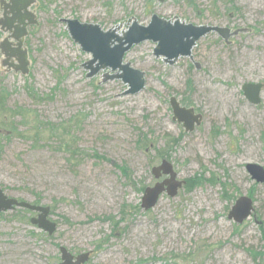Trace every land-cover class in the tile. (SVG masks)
<instances>
[{
	"label": "rangeland",
	"instance_id": "1",
	"mask_svg": "<svg viewBox=\"0 0 264 264\" xmlns=\"http://www.w3.org/2000/svg\"><path fill=\"white\" fill-rule=\"evenodd\" d=\"M30 12L28 74L4 67L0 50V189L49 207L57 230L32 226L36 213L7 212L0 264H61V247L90 252L87 264H264V184L246 170L264 168V89L256 106L242 92L264 84V0H36ZM154 14L247 31L229 44L209 34L193 60L173 66L154 56V43L135 46L125 62L145 73L146 88L134 96L104 82L108 70L86 77L92 56L62 20L108 31L130 19L147 26ZM8 35L0 29V44ZM172 97L202 115L194 132L173 121ZM162 161L185 185L146 212L144 191ZM241 197L255 211L239 225L229 214Z\"/></svg>",
	"mask_w": 264,
	"mask_h": 264
},
{
	"label": "water",
	"instance_id": "2",
	"mask_svg": "<svg viewBox=\"0 0 264 264\" xmlns=\"http://www.w3.org/2000/svg\"><path fill=\"white\" fill-rule=\"evenodd\" d=\"M165 2L167 0H159ZM36 0H1L0 7L3 16L0 19V29L8 33V37L0 44V50L4 55V67H8L22 75L29 72V59L26 51L23 50L24 40L27 36V29L37 25L36 16L30 12V8ZM66 24V30L75 44L80 46L84 53L92 56V59L85 63L82 68L87 72V78L93 79L100 72L108 70L109 73L103 76V81H121L127 86L123 96H134L143 92L146 88L145 73L131 67L125 62L128 52L135 46L145 42L154 43V56L163 58L165 64L173 66L181 58L193 60L192 52L197 43L215 33L227 44L230 39L247 30L232 31L228 28L213 26H194L186 24L179 19L166 20L154 14L147 26L141 25L136 19H130L104 31L99 25L82 23L79 20H62ZM127 25V30L122 27ZM118 32H121L119 34ZM11 41H14L13 44ZM16 61L14 64L12 61ZM264 84H245L242 92L245 98L252 105L261 103V92ZM170 106L173 113V121L183 125L185 132H194L202 124L203 117L196 114L192 108L183 107L172 97ZM246 170L252 180L257 184H264V168L248 164ZM152 175L158 182L153 187L144 191L141 208L148 212L153 210L164 194L174 198L183 188L185 182L178 180L174 167L168 161L152 168ZM163 177L164 180L160 181ZM16 209H25L36 213L37 216L30 219L32 226L44 231L49 236L55 234L57 224L50 220L51 209L49 207L32 205L16 199L8 198L0 189V215L12 212ZM255 211L253 201L248 197H241L232 208L229 219L236 224H243L251 218ZM61 264H87L91 253L87 252L74 256L65 247L59 249Z\"/></svg>",
	"mask_w": 264,
	"mask_h": 264
},
{
	"label": "trees",
	"instance_id": "3",
	"mask_svg": "<svg viewBox=\"0 0 264 264\" xmlns=\"http://www.w3.org/2000/svg\"><path fill=\"white\" fill-rule=\"evenodd\" d=\"M189 84V87H191V83L189 82L188 83ZM184 105H187V104H184ZM4 126H7L6 124H4ZM2 137H4V136H2ZM176 141V140H175ZM177 142V141H176ZM121 171L123 172V174H124V176H127V174H128V170H127V168H121ZM185 188L186 189H188L189 190V186L188 185H186L185 186ZM191 189H193V188H191ZM190 189V190H191ZM144 190V189H143ZM18 210V212L16 213V214H23V212H29L30 213V211H28V210H25V209H16V210H14V211H17ZM14 211H12V212H14ZM6 213H4V214H1L0 215V218L2 217H4V215H5ZM117 227V226H116ZM260 231H261V234H262V241L264 242V227H260Z\"/></svg>",
	"mask_w": 264,
	"mask_h": 264
},
{
	"label": "flooded vegetation",
	"instance_id": "4",
	"mask_svg": "<svg viewBox=\"0 0 264 264\" xmlns=\"http://www.w3.org/2000/svg\"><path fill=\"white\" fill-rule=\"evenodd\" d=\"M164 179H165V178H163L162 180H164ZM162 180H161V181H162Z\"/></svg>",
	"mask_w": 264,
	"mask_h": 264
}]
</instances>
